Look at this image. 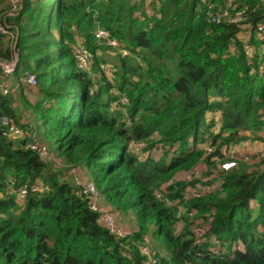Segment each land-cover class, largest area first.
Returning a JSON list of instances; mask_svg holds the SVG:
<instances>
[{
    "label": "trees",
    "instance_id": "obj_1",
    "mask_svg": "<svg viewBox=\"0 0 264 264\" xmlns=\"http://www.w3.org/2000/svg\"><path fill=\"white\" fill-rule=\"evenodd\" d=\"M18 2L7 18L17 34L13 77L20 82L32 74L37 86L22 90L21 105L13 94H0V124L3 117L23 128L31 121L52 152L80 167L107 204L135 213L139 230L125 239L112 235L63 168L47 164L19 139L4 138L0 129V264H145L132 242L148 234L165 248L162 264H264V161L229 173L221 193L188 205L201 216L215 211L209 235L223 244L220 254L210 243L194 244L188 219L178 234L179 209L156 197L167 186L168 200L182 198L188 183L177 177L201 162L197 148L206 139L212 137L221 154L253 132L264 137V55L248 58L242 43L249 34L260 45L264 0H238L248 9L243 27L210 24L200 0ZM8 9L9 0H0V18ZM98 26L130 56H99L109 48L95 38ZM5 44L0 35V58L8 60ZM79 46L96 55V70L101 63L110 68L96 95L90 94L93 80L77 70ZM115 90L130 100L125 112L112 108ZM212 114L222 124L216 136ZM132 141L145 149L162 146L165 156L141 162L129 149ZM177 145L180 152L170 159ZM36 182L48 190L22 201L18 189Z\"/></svg>",
    "mask_w": 264,
    "mask_h": 264
},
{
    "label": "built area",
    "instance_id": "obj_2",
    "mask_svg": "<svg viewBox=\"0 0 264 264\" xmlns=\"http://www.w3.org/2000/svg\"><path fill=\"white\" fill-rule=\"evenodd\" d=\"M19 0H9L10 11L0 18V35L2 39L10 45L11 58L8 60L0 58V94L14 95L17 92L20 84L35 88L37 81L34 75L27 74L23 77L19 84L13 85L11 83L13 74L17 69L19 62V54L17 49V34L12 24L8 23L7 18L13 16L19 8ZM86 2L100 3L102 0H85ZM200 4L207 8V18L210 24H229L233 26L243 27L249 21L248 9L240 7L238 0H225L223 4L211 3L210 0H200ZM95 38L99 45L108 47L114 54H121L123 57H129L130 52L123 48L120 42L114 38L109 30L98 28L95 31ZM256 39L260 44L256 46L250 42V35L242 41L245 55L248 58L255 56L262 57L264 55V22L256 29ZM234 52V50H231ZM74 57L76 61L77 70L85 73L93 80L90 86V94H98L105 86V78H110L111 71L107 64L101 63L99 69L95 72L94 60L96 55L88 48L83 46L76 47L74 50ZM260 71H264V63L260 65ZM118 100L113 102L112 108L117 109L122 107L125 112L130 105L128 96L122 94L120 91H114ZM127 125H131L129 119L126 120ZM25 128L15 124L7 117H3L0 129L1 135L10 140L19 139L24 143V147L36 154H38L47 164L59 166L65 170L66 178L79 189L80 195L89 201L90 208L93 212L100 216V223L112 235L118 239H125L133 237L134 232L125 228L119 221V211L114 208L107 207L103 204V198L97 189L96 185L86 178L85 172L78 166L72 164H65L55 153L52 152L50 145L42 138L34 124L26 120ZM222 124L220 121L215 122L211 129L215 136L220 133ZM156 141L159 138H155ZM154 140V141H155ZM234 143L229 146H224L221 154L217 153V146L213 145L212 141L200 144L198 151L202 153L201 162L191 171L181 172L176 181H185L188 185L182 195V198L175 201L168 200L165 194L164 186L156 192V197L166 203L169 207L178 208L179 221L176 227V232L181 234L185 227V219H188L191 225V231L194 235V244L203 246L204 244H211V251L214 254H220L224 251L223 244L215 237L209 235L212 223L215 217V211L212 210L209 214L201 216L199 212L194 209H189L190 202L202 199L209 195L219 194L223 191L225 177L229 173L239 171L241 167L249 166L253 170L255 165L264 161V143L251 142ZM145 145L139 142L132 141L129 145L131 153L143 162L149 158L160 160L165 156V150L162 146L152 145L149 143L148 149ZM149 146L151 148H149ZM169 151V149H167ZM180 147L174 146L169 151V158L174 154H179ZM184 173L188 175L185 176ZM184 174V175H183ZM48 187L41 182H36L31 185L24 183L18 189L19 198L25 201L30 193H38L47 191ZM141 243V242H140ZM139 242H132V244L139 250L140 254L145 257V264H162L161 258L166 256L152 242L151 237L145 235L142 244ZM130 257V255H128Z\"/></svg>",
    "mask_w": 264,
    "mask_h": 264
},
{
    "label": "rangeland",
    "instance_id": "obj_3",
    "mask_svg": "<svg viewBox=\"0 0 264 264\" xmlns=\"http://www.w3.org/2000/svg\"><path fill=\"white\" fill-rule=\"evenodd\" d=\"M135 1L136 0H130V2L132 3V4H134L135 3ZM8 4V3H7ZM146 10L147 11H149V7L148 8H146ZM10 10L8 9L6 12H4L3 13V15H5V14H7L8 12H9ZM141 12H139L137 15H139ZM6 45V46H5ZM4 45V48H8V49H10V45L6 42V44ZM6 48V49H7ZM99 56H103V57H105L106 59H108L109 61H113V59H115L116 58V56L117 55H115V54H113V52L109 49V53H101L100 52V54H99ZM98 56V57H99ZM100 58V57H99ZM111 64V63H110ZM93 69H94V71L96 72L97 70H96V68L95 67H93ZM23 77H25V75H23ZM22 77V78H23ZM16 79V78H15ZM14 79V77H12V80H11V83L13 84V85H17V84H19V81H16ZM24 89V91L25 92H29V88H28V86L27 85H20L19 87H18V89H17V92H15L14 93V96L17 98V105H21V99H22V96H21V94H22V90ZM211 118L213 119L214 118V121L215 122H217V120H219L220 119V115L219 114H212L211 115ZM213 132V131H212ZM212 132H211V134H212ZM213 135V134H212ZM215 135V134H214ZM213 135V136H214ZM263 135V134H262ZM264 136V135H263ZM248 140H252L251 142H260V143H264V137H259V134H256V132H253L252 133V135L251 136H249L246 140H244V141H242V142H245V141H248ZM206 141L208 142H210V141H212V137L211 138H209V139H206ZM243 166H247V165H243ZM247 167H249V166H247ZM185 174V176H187L188 174L187 173H184ZM183 174V175H184ZM123 216V215H122ZM134 218H136L135 217V213L131 210L130 212H129V216L128 217H126V216H124V218H123V221H124V223H125V225L127 226V227H131L132 226V222H133V219ZM135 233V232H134ZM149 236L151 237V239H152V242H153V244H154V246L156 247V248H158L164 255H166V251H165V248L164 247H162V243L160 242V240H158L157 238H154L153 239V237H152V234H149ZM143 241V240H142ZM142 241H141V243L140 244H142Z\"/></svg>",
    "mask_w": 264,
    "mask_h": 264
},
{
    "label": "crops",
    "instance_id": "obj_4",
    "mask_svg": "<svg viewBox=\"0 0 264 264\" xmlns=\"http://www.w3.org/2000/svg\"><path fill=\"white\" fill-rule=\"evenodd\" d=\"M247 35H246V37H247ZM103 204L105 206H107V207L113 208L112 206L107 204L104 200H103ZM124 216L128 217L129 216V212H119V217H120L119 221H120L121 225L124 226L125 228L129 229L132 232H137L139 230V225H138V222H137L136 218L133 219L132 226L131 227H127L125 225L124 221H123Z\"/></svg>",
    "mask_w": 264,
    "mask_h": 264
}]
</instances>
